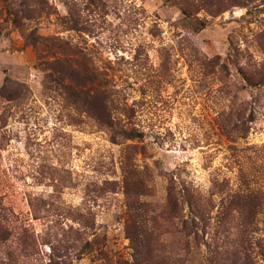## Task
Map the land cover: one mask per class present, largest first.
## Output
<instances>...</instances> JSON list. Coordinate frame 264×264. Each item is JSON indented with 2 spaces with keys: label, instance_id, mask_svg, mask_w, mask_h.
<instances>
[{
  "label": "rangeland",
  "instance_id": "rangeland-1",
  "mask_svg": "<svg viewBox=\"0 0 264 264\" xmlns=\"http://www.w3.org/2000/svg\"><path fill=\"white\" fill-rule=\"evenodd\" d=\"M0 264H264V0H0Z\"/></svg>",
  "mask_w": 264,
  "mask_h": 264
},
{
  "label": "trees",
  "instance_id": "trees-1",
  "mask_svg": "<svg viewBox=\"0 0 264 264\" xmlns=\"http://www.w3.org/2000/svg\"><path fill=\"white\" fill-rule=\"evenodd\" d=\"M119 133L126 135V137H135L136 136V138H142L144 136V132L138 128H136V134L134 131H126V130L119 131Z\"/></svg>",
  "mask_w": 264,
  "mask_h": 264
}]
</instances>
